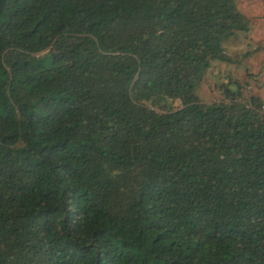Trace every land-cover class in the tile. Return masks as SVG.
I'll return each mask as SVG.
<instances>
[{"label":"trees","instance_id":"trees-1","mask_svg":"<svg viewBox=\"0 0 264 264\" xmlns=\"http://www.w3.org/2000/svg\"><path fill=\"white\" fill-rule=\"evenodd\" d=\"M249 32L235 0H0V264H264V104L198 97Z\"/></svg>","mask_w":264,"mask_h":264},{"label":"rangeland","instance_id":"rangeland-1","mask_svg":"<svg viewBox=\"0 0 264 264\" xmlns=\"http://www.w3.org/2000/svg\"><path fill=\"white\" fill-rule=\"evenodd\" d=\"M250 1L251 0H235V2L241 9L240 11L245 12L246 15L247 4ZM247 42H251L250 47H248ZM256 47L257 44L251 41L249 34L239 36L235 40H232L228 47L227 45H225V48H228L229 53L233 56L236 63L227 64L222 61L212 62L211 69L205 75L203 85L198 91V97L200 98V100L205 103L215 102L219 100L221 98V95L217 93L215 87L216 85L227 82L228 78H232L234 80L236 79L240 81L243 85H245L246 87L244 90V94L247 96L248 86L250 83L247 82V63L242 58V55L247 49L253 51ZM259 50H261L260 47L258 51Z\"/></svg>","mask_w":264,"mask_h":264},{"label":"crops","instance_id":"crops-1","mask_svg":"<svg viewBox=\"0 0 264 264\" xmlns=\"http://www.w3.org/2000/svg\"><path fill=\"white\" fill-rule=\"evenodd\" d=\"M236 5L240 11L237 3ZM242 13L246 15L245 12ZM246 16L250 25L249 37L253 43L257 44L253 51L247 49V52L245 51L242 55L243 57L251 52L248 57H243L247 63V82L250 83L248 95L258 98L264 104V0H251L247 4ZM247 45L250 47L251 42H247ZM259 47L261 50L258 51Z\"/></svg>","mask_w":264,"mask_h":264},{"label":"built area","instance_id":"built-area-1","mask_svg":"<svg viewBox=\"0 0 264 264\" xmlns=\"http://www.w3.org/2000/svg\"><path fill=\"white\" fill-rule=\"evenodd\" d=\"M263 109H264V106H263Z\"/></svg>","mask_w":264,"mask_h":264}]
</instances>
